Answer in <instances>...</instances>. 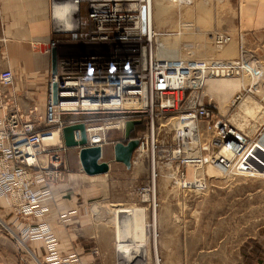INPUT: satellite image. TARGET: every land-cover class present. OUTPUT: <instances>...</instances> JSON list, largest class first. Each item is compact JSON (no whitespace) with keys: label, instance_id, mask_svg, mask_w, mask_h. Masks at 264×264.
<instances>
[{"label":"built area","instance_id":"built-area-1","mask_svg":"<svg viewBox=\"0 0 264 264\" xmlns=\"http://www.w3.org/2000/svg\"><path fill=\"white\" fill-rule=\"evenodd\" d=\"M165 1L182 9L194 0ZM152 2L50 0L51 39L46 52H55L56 65L55 73L50 70L46 80L41 114L33 101L23 108L28 96L11 92L13 72L0 71V199L7 200L16 226H22L15 238L21 244L42 241L45 245L44 260L33 255L37 264H82L78 254L57 251V241L46 223L32 225L47 210L52 188L68 175L66 156L71 150L79 159L82 149L99 148L98 163L106 162L110 169L114 158L106 161L104 148L137 141L129 170L145 163L148 177L132 186L130 194L148 205L150 237L155 235L157 170L169 171L171 188L203 193L215 177L234 176L237 168L253 169L257 163L264 167L258 155L253 154L254 161L242 155L246 139L209 110L203 94L208 80L234 77L245 80L239 94L254 92L252 84L261 91L264 64L246 49L239 31L235 60L164 56L163 34L174 32L155 29ZM62 7L68 11L59 16ZM209 39L222 49L233 37L214 31ZM236 97L235 101L240 99V95ZM128 122L138 124L130 132L133 137L126 140ZM78 124L84 127L86 144L68 148L63 130ZM138 126L143 129L135 132ZM112 132L120 135L114 142L109 140ZM73 139L79 143L80 131H74ZM92 251L97 253L96 248ZM153 257L158 264L155 252ZM142 260L140 264H147Z\"/></svg>","mask_w":264,"mask_h":264},{"label":"rangeland","instance_id":"rangeland-1","mask_svg":"<svg viewBox=\"0 0 264 264\" xmlns=\"http://www.w3.org/2000/svg\"><path fill=\"white\" fill-rule=\"evenodd\" d=\"M218 4L215 0H194L192 5L182 9L169 7V21L163 24L153 15L154 27L160 32H176L180 30V23L183 27H190L189 30L182 29V60H235L238 57L235 40L238 30L230 32L233 40L222 49L215 48L209 39L214 32L206 27L210 21L209 10ZM198 27L202 28V35L197 34ZM246 49L249 50L247 47ZM256 56L264 64L262 58L257 54ZM244 81L240 77L226 82L208 80L203 89L204 104L214 115L222 116L246 139L247 146L243 156L254 161L252 156L256 154L264 160V89L259 91L256 89L257 85L252 84L254 92L241 91L239 94ZM237 94L240 99L233 104ZM34 102L37 112L41 114L43 106L40 99L34 98ZM247 106L252 108L250 113L245 112ZM119 136L118 132H112L109 137L117 139ZM109 148L110 145L103 150L107 159L111 157ZM68 153L74 154L75 163L72 166L66 156L69 173L61 183L67 180L69 174L79 173L83 175L87 185L97 188L96 202L89 208L96 227L105 234H110V245L115 252L116 210L146 208L147 225L151 220L148 205L132 200L133 196L130 194L132 186L147 180L146 165L142 163L134 170H127L123 165L112 161L108 173L89 176L83 172L76 152L71 150ZM235 171L234 176L211 179L206 192L196 193L171 188L168 183L169 171L165 168L157 170L159 185L155 193L157 217L154 227L157 230L156 254L159 264H222L223 260L226 262L235 256L233 253L237 248H241V254L248 248L264 250V167L257 163L253 169L237 168ZM166 231L170 232V236L166 237ZM11 232H14L13 229ZM149 236L148 232L149 247L146 248L149 253L146 263L154 264L152 238ZM168 241H171L170 248ZM115 254L113 264L119 261L117 252ZM124 261L121 264H127L126 259ZM135 262L131 264H140Z\"/></svg>","mask_w":264,"mask_h":264},{"label":"crops","instance_id":"crops-1","mask_svg":"<svg viewBox=\"0 0 264 264\" xmlns=\"http://www.w3.org/2000/svg\"><path fill=\"white\" fill-rule=\"evenodd\" d=\"M215 2L219 4L209 10L207 29L228 34L235 30L242 32L246 47L264 61V0ZM49 6L50 0H0V71L13 72L14 82L9 90L28 96L30 100L22 104L24 109L32 105L34 98L40 99L43 106L40 107L44 109L45 84L51 67V53L46 52L51 39ZM201 30L197 28L198 35H202ZM237 51L236 45V54ZM116 140L110 139V142ZM109 150L111 157L104 156L106 161L114 158L113 149ZM73 156L67 155L71 165L75 163ZM85 181L82 174L72 173L65 182L52 188L47 210L32 225L46 223L57 241V251L78 254L82 264H113L116 251L110 245V234L96 227L91 208L85 213L84 209L91 207L98 196L97 188ZM63 215L65 217L61 218ZM16 225L7 200L0 199V264H37L33 255L44 260L47 250L43 242L21 244L15 236L19 237L22 226ZM167 236H170L169 231H166ZM168 243L170 248L171 241ZM94 248L97 253H93ZM248 249L241 254V248H237L235 256L226 262L223 260L222 264H264L263 248L261 251Z\"/></svg>","mask_w":264,"mask_h":264},{"label":"bare ground","instance_id":"bare-ground-1","mask_svg":"<svg viewBox=\"0 0 264 264\" xmlns=\"http://www.w3.org/2000/svg\"><path fill=\"white\" fill-rule=\"evenodd\" d=\"M152 7H153L152 17L154 15V17L162 21L163 24L169 21L170 17L168 14V9L169 7H173L171 4H169L165 0H153ZM62 8L64 9L57 11V14H59V16H63L67 14L68 11L67 7H62ZM189 28L190 27L188 26L183 27L182 24L180 23L179 26L180 30H176V32H174L173 34H163L164 36L161 39L160 45H161V51L163 52L164 56L182 60V55L180 53V43L183 38L182 36L184 35L182 29L189 30ZM197 48L199 47H195V49ZM187 51L189 52L191 50L188 49ZM191 54H189L188 56H191ZM235 78L236 77L225 78V79H213V80L226 82V81H232ZM236 98L237 97L234 98L233 104L236 102L235 101ZM251 109L249 106H247L245 108V112L250 113ZM147 200L148 198H145L144 202H146ZM156 215L157 214H155V225H154L155 227H156V217H157ZM114 221H115L114 230H115V246H116L115 250L119 257V262H120L119 264L123 262L125 263L124 261L125 259L127 264H131L132 262L135 261L141 263L143 261L142 260L143 258L145 260L146 259L148 260L149 249L146 247L148 246L147 238H148V232L150 233V231L147 228L148 225L146 222V210L144 208H130L123 210L121 209L116 210ZM156 231L157 230L155 229V235H153L152 237L149 236L150 238H152L151 248L155 253L157 252V245H158Z\"/></svg>","mask_w":264,"mask_h":264},{"label":"water","instance_id":"water-1","mask_svg":"<svg viewBox=\"0 0 264 264\" xmlns=\"http://www.w3.org/2000/svg\"><path fill=\"white\" fill-rule=\"evenodd\" d=\"M55 52L51 53V73H55ZM55 97V86L53 87ZM138 122H128L126 124L125 139L130 138V132ZM80 131L81 140L79 143L73 139L74 131ZM63 139L66 147L73 148L76 146H83L86 144V135L82 124L69 126L63 130ZM138 143L135 140L128 141L126 145L116 143L113 147L114 162L123 165L127 170L130 169V158ZM100 158L99 148H84L79 153V163L83 172L89 176L102 175L109 172V166L106 162L98 163Z\"/></svg>","mask_w":264,"mask_h":264},{"label":"trees","instance_id":"trees-1","mask_svg":"<svg viewBox=\"0 0 264 264\" xmlns=\"http://www.w3.org/2000/svg\"><path fill=\"white\" fill-rule=\"evenodd\" d=\"M141 129H142V127L138 126V127H136L135 132H137V131H139V130H141ZM130 136L133 137V134L130 135ZM112 140H113V139H112Z\"/></svg>","mask_w":264,"mask_h":264}]
</instances>
